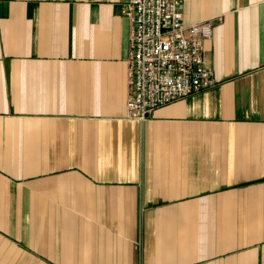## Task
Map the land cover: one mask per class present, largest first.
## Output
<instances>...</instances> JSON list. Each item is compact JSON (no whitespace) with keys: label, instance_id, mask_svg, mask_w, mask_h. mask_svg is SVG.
Wrapping results in <instances>:
<instances>
[{"label":"crops","instance_id":"1","mask_svg":"<svg viewBox=\"0 0 264 264\" xmlns=\"http://www.w3.org/2000/svg\"><path fill=\"white\" fill-rule=\"evenodd\" d=\"M125 1L0 0V264H264V0H183L218 83L144 121Z\"/></svg>","mask_w":264,"mask_h":264},{"label":"built area","instance_id":"2","mask_svg":"<svg viewBox=\"0 0 264 264\" xmlns=\"http://www.w3.org/2000/svg\"><path fill=\"white\" fill-rule=\"evenodd\" d=\"M183 0H127L121 13L131 25L127 114L146 120L168 103L215 86L205 60L210 19L185 24Z\"/></svg>","mask_w":264,"mask_h":264}]
</instances>
